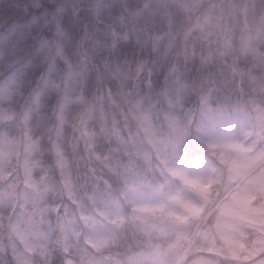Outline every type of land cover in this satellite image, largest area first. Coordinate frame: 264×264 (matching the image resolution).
Here are the masks:
<instances>
[{
  "label": "clouds",
  "instance_id": "1",
  "mask_svg": "<svg viewBox=\"0 0 264 264\" xmlns=\"http://www.w3.org/2000/svg\"><path fill=\"white\" fill-rule=\"evenodd\" d=\"M0 264H264V0H0Z\"/></svg>",
  "mask_w": 264,
  "mask_h": 264
}]
</instances>
